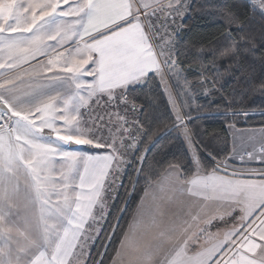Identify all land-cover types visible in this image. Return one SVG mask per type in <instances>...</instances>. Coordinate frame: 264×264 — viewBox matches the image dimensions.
Here are the masks:
<instances>
[{
  "label": "snow or ice",
  "instance_id": "snow-or-ice-1",
  "mask_svg": "<svg viewBox=\"0 0 264 264\" xmlns=\"http://www.w3.org/2000/svg\"><path fill=\"white\" fill-rule=\"evenodd\" d=\"M257 109L264 0H0V264H264Z\"/></svg>",
  "mask_w": 264,
  "mask_h": 264
},
{
  "label": "trees",
  "instance_id": "trees-1",
  "mask_svg": "<svg viewBox=\"0 0 264 264\" xmlns=\"http://www.w3.org/2000/svg\"><path fill=\"white\" fill-rule=\"evenodd\" d=\"M200 2H202V0H194V3H200ZM187 23H188L190 31L187 32L186 36H184V39H186V40H196L202 33L215 30V29L209 27V24H210L209 21H207L205 19H201L197 14H193V16L187 20ZM256 71L259 72L258 64H257ZM206 124H207L210 132H212L214 129L218 130L219 124H220V119L217 118L215 120H209L206 122ZM249 124L252 126H260L261 124H264V118L260 117L258 109L256 110L255 116L249 120ZM164 146H167L168 148H170V145H168L167 139H165L162 142V147L156 149V151L159 152L162 150H167ZM140 195H142V192H137L134 195V198H133L131 206H130L131 211H130L129 215L125 218V220L122 222L125 230H126L127 225H128V223L132 217V214L134 213V211L136 209V204L139 202Z\"/></svg>",
  "mask_w": 264,
  "mask_h": 264
},
{
  "label": "crops",
  "instance_id": "crops-1",
  "mask_svg": "<svg viewBox=\"0 0 264 264\" xmlns=\"http://www.w3.org/2000/svg\"><path fill=\"white\" fill-rule=\"evenodd\" d=\"M134 212H135V211H134ZM131 218H132V217H131ZM130 221H131V219H130ZM130 221H129V222H130ZM126 229H127V228H126Z\"/></svg>",
  "mask_w": 264,
  "mask_h": 264
}]
</instances>
